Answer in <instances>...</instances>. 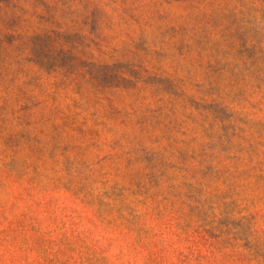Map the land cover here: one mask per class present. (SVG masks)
<instances>
[{
  "label": "rangeland",
  "instance_id": "rangeland-1",
  "mask_svg": "<svg viewBox=\"0 0 264 264\" xmlns=\"http://www.w3.org/2000/svg\"><path fill=\"white\" fill-rule=\"evenodd\" d=\"M0 264H264V0H0Z\"/></svg>",
  "mask_w": 264,
  "mask_h": 264
}]
</instances>
